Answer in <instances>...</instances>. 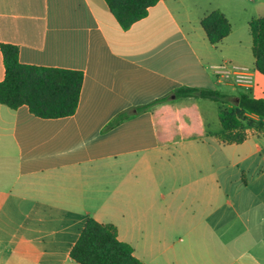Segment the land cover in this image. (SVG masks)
I'll return each mask as SVG.
<instances>
[{
    "label": "crops",
    "instance_id": "crops-1",
    "mask_svg": "<svg viewBox=\"0 0 264 264\" xmlns=\"http://www.w3.org/2000/svg\"><path fill=\"white\" fill-rule=\"evenodd\" d=\"M216 10L232 32L214 46L201 21ZM261 17L264 0H161L123 30L105 0H0V82L2 44L23 65L84 73L71 117L0 104V264H78L89 218L144 264H264V120L246 113V141L226 145L219 114L235 105L197 98L109 127L179 89L264 99L249 29ZM223 63L251 70L253 87L219 81ZM160 105L186 114L168 124Z\"/></svg>",
    "mask_w": 264,
    "mask_h": 264
},
{
    "label": "trees",
    "instance_id": "trees-1",
    "mask_svg": "<svg viewBox=\"0 0 264 264\" xmlns=\"http://www.w3.org/2000/svg\"><path fill=\"white\" fill-rule=\"evenodd\" d=\"M111 13L123 30L145 19L150 9L161 0H105ZM211 45L217 46L232 32L226 16L216 10L201 21ZM253 41V56L258 73L264 76V17L249 23ZM5 79L0 82V104L17 110L27 106L30 112L41 119H62L76 114L80 102L84 73L75 70L44 68L23 65L19 61V48L2 44ZM206 99L224 105H235V109L222 110L219 120L224 133L223 144H242L247 139L243 120L246 113L264 120V99L248 94L231 97L216 90L197 88L179 89L172 95L149 105L132 109L118 115L109 127H113L130 116L143 113L156 105L170 100ZM264 132V126L258 127ZM71 258L78 264H144L131 245L118 238V229L113 224H102L89 218L85 228L71 250Z\"/></svg>",
    "mask_w": 264,
    "mask_h": 264
},
{
    "label": "built area",
    "instance_id": "built-area-1",
    "mask_svg": "<svg viewBox=\"0 0 264 264\" xmlns=\"http://www.w3.org/2000/svg\"><path fill=\"white\" fill-rule=\"evenodd\" d=\"M219 81L231 80L240 90H250L254 85V75L248 68L223 63L216 67Z\"/></svg>",
    "mask_w": 264,
    "mask_h": 264
},
{
    "label": "rangeland",
    "instance_id": "rangeland-1",
    "mask_svg": "<svg viewBox=\"0 0 264 264\" xmlns=\"http://www.w3.org/2000/svg\"><path fill=\"white\" fill-rule=\"evenodd\" d=\"M256 82H257V79H256ZM206 103H210V102H206ZM159 107H160L159 110H160V112L162 114H164L165 119H168V120H166L168 124L171 122V121H169L170 118L175 117L177 114L180 113V118L184 114H186V112L184 111V109L181 106H179V108L177 110H175L176 108L174 109V107L172 108V106H171V109H169L167 106H164V105L163 106L160 105ZM244 121H245L246 125H252V124H254V122L252 120L248 119L247 117H244ZM210 125H211V129H210L211 135L208 136L209 137L208 141L211 142V143H213V142H215V135L218 133V129L216 128V126L214 124H212V122H211ZM218 126H219V128L221 130L220 124ZM181 225H183V226H181L180 229L183 228L185 225H187V219H184L181 222ZM184 230H182V231H184Z\"/></svg>",
    "mask_w": 264,
    "mask_h": 264
}]
</instances>
